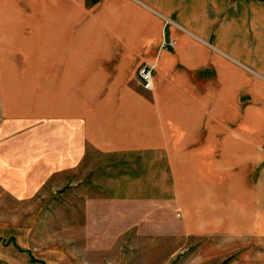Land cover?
<instances>
[{
	"label": "crops",
	"instance_id": "crops-1",
	"mask_svg": "<svg viewBox=\"0 0 264 264\" xmlns=\"http://www.w3.org/2000/svg\"><path fill=\"white\" fill-rule=\"evenodd\" d=\"M88 148L161 164L198 233L264 242V0H0V190L33 196Z\"/></svg>",
	"mask_w": 264,
	"mask_h": 264
},
{
	"label": "rangeland",
	"instance_id": "rangeland-1",
	"mask_svg": "<svg viewBox=\"0 0 264 264\" xmlns=\"http://www.w3.org/2000/svg\"><path fill=\"white\" fill-rule=\"evenodd\" d=\"M7 151L10 171L22 172L18 147ZM88 151L33 196L18 198L19 178L8 182L12 194L0 190V264H264V242L198 233V210L177 211L161 164L149 173L135 159L137 178Z\"/></svg>",
	"mask_w": 264,
	"mask_h": 264
},
{
	"label": "built area",
	"instance_id": "built-area-1",
	"mask_svg": "<svg viewBox=\"0 0 264 264\" xmlns=\"http://www.w3.org/2000/svg\"><path fill=\"white\" fill-rule=\"evenodd\" d=\"M175 40L162 41L161 46L164 48H173L175 46ZM138 77L141 81V85L144 89H152L153 87V69L149 64L141 65L137 70Z\"/></svg>",
	"mask_w": 264,
	"mask_h": 264
}]
</instances>
